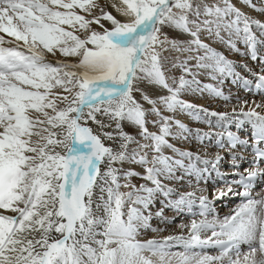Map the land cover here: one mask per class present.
Masks as SVG:
<instances>
[{"label":"snow or ice","instance_id":"snow-or-ice-1","mask_svg":"<svg viewBox=\"0 0 264 264\" xmlns=\"http://www.w3.org/2000/svg\"><path fill=\"white\" fill-rule=\"evenodd\" d=\"M202 34L259 70L242 61L253 78L242 76ZM225 81L262 102L237 96L239 110H227ZM205 92L226 110L181 98ZM256 108L264 109V22L232 0H0V264H264V112ZM233 125L250 126L251 139ZM217 181L227 187L209 198L206 186ZM228 193L240 202L221 217L214 201ZM164 208L194 219L178 234L140 239L163 230L154 216L172 222Z\"/></svg>","mask_w":264,"mask_h":264},{"label":"bare ground","instance_id":"bare-ground-1","mask_svg":"<svg viewBox=\"0 0 264 264\" xmlns=\"http://www.w3.org/2000/svg\"><path fill=\"white\" fill-rule=\"evenodd\" d=\"M239 1L240 0H236V3L239 4ZM252 3L255 4L257 8H264V0H252ZM239 5L241 6L240 10L242 12H244L246 15L252 17L253 19H259L262 22H264V13H260V12H258L256 10L252 9L248 4H246L244 2V0H241ZM107 9L113 15H117L115 13V10L112 9L110 5L107 6ZM117 18H119V17L117 16ZM105 23H106V25L108 27L109 25L107 24V22H105ZM222 34H223V32H222ZM223 37H225V39L227 38L226 35L223 36ZM186 38H188V37H186ZM200 38H201V40L204 43L209 44L212 48H214L218 52H221L222 50L225 51V49L228 50V51H225L224 53L231 54L229 58H230V60H233L236 63L237 71L240 72V74L242 76H247L249 79H250V76H251V73L247 69L240 67V64H241L242 61L246 62L247 65H248V68L251 69V70L255 71L256 69H259L258 62H254L250 58L243 57L238 52H236L234 50H230L229 47H227L225 45V43H222L220 40L216 41V42L214 41V42H210L209 43L208 39L205 36L202 35ZM214 40H216V39H214ZM236 46H237V48H240L242 51L244 50V45H242L238 41H237ZM237 57H239V58H237ZM222 89L225 91L226 94L231 93L233 95V99L230 102V107L232 108L234 106H237V110H239L238 109V105H237V99H236L237 96L241 100H247L249 102L250 101L251 102H253V101L258 102L256 100V97H258V99L259 98L261 99L260 95H258V94L254 95L252 93H246V92H244V90L242 88H239L237 85H233L230 81H225L224 85H222ZM193 95L196 96V97H201V94H199V93L193 94ZM184 100H186V99H184ZM186 101H188V102L190 101V103L193 104V100H186ZM261 101H262V99H261ZM194 104L198 105V106L205 107V108H209L210 110H217L218 111L217 108H214V107L212 108V107L206 106L207 104H205L204 101L200 100V99H199V101L195 102ZM210 104H212V103H210ZM254 105L255 104L251 103L252 107ZM257 111H259V110H257ZM259 112H261V110ZM175 117L181 118V120H182L181 122L184 123L185 125H187L189 128H192V129L200 128V129H203L205 131L207 130V126H205L203 123L197 122L191 116H188L186 113H177L175 115ZM175 119H177V118H175ZM149 128L152 131H156L154 129V127H152L151 125H149ZM128 130L131 131V128H129ZM232 131L235 132V129H233ZM238 135L241 136L242 133H239ZM170 142L174 143L177 148L187 149V150H191V151H196L197 150V144H196L195 141L186 142V141L179 140V139H175V140L174 139H170ZM210 151H214V149H210ZM165 154L166 155H171V152L169 150L165 149ZM246 162H249V160L245 159L244 161H242V164H244ZM242 164H241V167L239 169L241 172L244 169ZM136 170L137 171H142L139 168H137ZM221 171L225 172V173H228V172L231 171L230 166L228 164V158L227 157H225V160H224V162L221 165ZM237 178L238 177H233L231 175H229L227 177V179H229V180H233V179H237ZM141 182L142 181L140 179H134L133 180V183H135L137 185H139V183H141ZM217 182H218V186L217 187H215V185L213 186V184L212 185L208 184L206 186V191H205L204 194L208 195L209 198L212 197V194L210 195L209 193H213V191L224 189V188L227 187L226 185L223 184V182H221V181H217ZM181 190L188 191L190 189L185 187V188H183ZM197 194L199 195V193H197ZM238 200H239V197L238 196H233L231 193H228L227 195L215 200L214 201V206L216 208L217 214L219 216H221V217L226 215V214H228L229 210L231 208H233L236 204L239 203ZM161 207H162V205L160 204L159 200H157L154 203V205L152 206V211L155 212V211L161 209ZM163 216L164 217H168L170 219L173 218V217H175V218L172 220L171 223H164V222L161 221V218H157V217L154 216L153 219L150 221L152 227L163 229V230L159 231V232H152L151 230H148V231L142 233L139 238L140 239L162 238L164 236H168V235H172V234H178L180 232V229H179L178 225H180L181 223L187 224L192 219H194V217L187 216V215L176 216L175 212L173 210H171V209H168V208H164ZM242 248H246V246L242 245Z\"/></svg>","mask_w":264,"mask_h":264},{"label":"rangeland","instance_id":"rangeland-1","mask_svg":"<svg viewBox=\"0 0 264 264\" xmlns=\"http://www.w3.org/2000/svg\"><path fill=\"white\" fill-rule=\"evenodd\" d=\"M99 2L102 4V5H104L105 3H106V0H99ZM240 2H241V0L239 1V4H240ZM232 3L233 4H235V6L236 7H238V8H240L241 6L239 5V4H237L236 3V0H232ZM106 10L107 11H109L108 9H107V7H106ZM102 23H105L104 21H102ZM105 26L107 27V25H106V23H105ZM93 27H96L95 25H93ZM203 36H205L207 39H208V41H209V43L210 42H216V41H219V39H216V40H214V38H212V37H209L207 34H202ZM201 35V36H202ZM226 35V33H224L223 32V34H222V32H221V36H225ZM186 38V37H185ZM212 44V43H211ZM236 44H237V42H236ZM226 45V44H225ZM227 46V45H226ZM228 47V46H227ZM225 51H228V50H226L225 49ZM224 50H222L221 51V53L222 54H224L228 59H230L229 57H230V55L231 54H229V53H224L225 52ZM229 56H228V55ZM237 58H239V57H237ZM191 63H195V61H192ZM259 69H256L255 71H258ZM176 76H179V69H177L176 70V72L174 73ZM198 79L201 81V83L202 84H204V83H211V84H215L216 82L215 81H212L210 78H208L206 75H201V76H199L198 77ZM197 98V99H196ZM203 98V99H202ZM182 99H186V100H193V104L195 103V102H197V101H199V99L200 100H203L204 101V103L205 104H207L206 106H209V107H214V108H217L218 109V111H223V110H226V105H225V102L223 101V100H219L218 98H214V97H211V96H209L206 92L205 93H203V94H201V97H196V96H194L193 94H191V93H189V94H185V95H183L182 96ZM262 99V98H261ZM261 99L259 98L258 99V97H256V100L258 101V102H262L261 101ZM208 101V102H207ZM190 102V101H189ZM249 102V101H248ZM210 103H212V104H210ZM251 101L249 102V106H251ZM225 107V108H224ZM253 107H255V105L253 106ZM220 109V110H219ZM227 110H231V107H230V103L227 105ZM245 110H247V107L245 108ZM257 110H261L262 112H264V109H261V108H256V111ZM175 118H177V119H179L180 121H182L181 120V118H178V117H175ZM206 126V125H205ZM156 131L158 130V129H156V128H154ZM248 165H249V162H246V163H244V164H242V166L243 167H248ZM215 187H217V186H215ZM258 191H260V187H257V192ZM210 195L212 194V193H209ZM228 206V205H227ZM184 232H185V234H187V229L185 230L184 229ZM182 249H178V248H174L173 249V251H181ZM244 251H246V250H244ZM209 252V254L210 255H214V254H216V252L215 251H213V250H209L208 251Z\"/></svg>","mask_w":264,"mask_h":264}]
</instances>
